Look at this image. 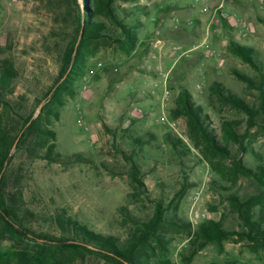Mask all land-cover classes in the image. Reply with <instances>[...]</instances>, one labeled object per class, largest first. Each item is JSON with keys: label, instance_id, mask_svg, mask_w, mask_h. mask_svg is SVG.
<instances>
[{"label": "rangeland", "instance_id": "374dc122", "mask_svg": "<svg viewBox=\"0 0 264 264\" xmlns=\"http://www.w3.org/2000/svg\"><path fill=\"white\" fill-rule=\"evenodd\" d=\"M116 6L127 22L143 24L135 49L126 52L109 42L85 48L67 91L41 114L73 39V24L49 0H0V77L6 60L15 70L0 99V123L10 137L18 136L6 197L38 235L67 236L58 218L71 217L120 242L161 203L170 256L185 264L182 254L187 256L200 223L222 220L225 229L241 231L228 198L260 192L255 180L235 175L232 160L242 158L254 168L257 156L264 157V113L250 129L248 116L221 102L214 85L257 107L258 91L237 74L253 80L258 75L231 53L229 43L251 47L264 62V0H118ZM165 89L171 91L168 99ZM184 90L210 117L229 159L212 157L201 140H192L187 118L174 117ZM40 114L41 123L22 138L24 122ZM164 116L176 129L156 124ZM229 121L246 135L247 153L226 139L223 125ZM52 143L61 156L53 161L46 157ZM132 161L144 187L132 188ZM14 245L0 234L1 249ZM55 263L108 264L60 251ZM232 263L264 264V249L253 251L246 242L227 241L222 249L210 244L190 264Z\"/></svg>", "mask_w": 264, "mask_h": 264}, {"label": "trees", "instance_id": "16d2710c", "mask_svg": "<svg viewBox=\"0 0 264 264\" xmlns=\"http://www.w3.org/2000/svg\"><path fill=\"white\" fill-rule=\"evenodd\" d=\"M49 1L54 3L56 13H60L58 14L60 17L64 18L63 9L70 17L74 36L65 51L57 81L46 95L48 101L41 114L61 92L67 91V86L71 84L73 75L76 74L75 69H81L80 57L85 48L89 49L101 42H109L123 51L131 52L137 45V29L143 25L131 24L126 21V16L121 17L116 6L118 0ZM229 49L257 73L258 80L239 73L237 75L249 87L258 91V105L256 108L250 107L242 98L227 92L218 83L214 85V91L221 102L246 114L248 127L252 129L256 126L257 117L264 113V62L255 56V50L235 40L230 41ZM1 68L0 99L7 92L9 82L15 76L13 64L9 60L4 61ZM68 93L73 94L72 90ZM178 103L180 108L174 110V117L187 118L192 140L196 142L201 140L212 157L229 159L232 156L229 148L220 142L216 130L211 126L210 117L204 113L203 107L196 105L187 90L182 92ZM41 114L36 120L29 117L24 122L22 138L41 123L43 120ZM237 128V122H226L223 125L224 135L227 140L236 143L239 150L245 154L248 152L244 144L246 135L241 136ZM42 132L52 135V138L55 137L47 130ZM17 137H10L0 123V234L9 235L15 242V245L9 249L0 248V264H56L55 257L58 251L81 256L91 255L108 264H177L170 256L171 244L164 232L166 209L161 203L156 206L152 218L138 223L125 242H120L113 235L98 233L71 217L58 218L67 236L38 235L28 229L5 193L9 165L12 160L11 152ZM22 141L23 139L20 143ZM137 143L143 142L138 140ZM46 157L52 161L61 157L56 153L55 143L48 146ZM232 161L235 175L255 180L260 187V192L249 198H241L237 195H231L228 198L232 213L241 223V231L225 229L222 220H206L199 224L193 234L190 231L192 240L187 256L182 254L185 264H190L194 257L210 244L222 249L227 241L246 242L253 251L264 249V157L257 156L258 165L254 168L245 165L242 158H235ZM131 178L132 188L144 187L140 170L133 161ZM130 196H133V193Z\"/></svg>", "mask_w": 264, "mask_h": 264}, {"label": "built area", "instance_id": "2783aa9c", "mask_svg": "<svg viewBox=\"0 0 264 264\" xmlns=\"http://www.w3.org/2000/svg\"><path fill=\"white\" fill-rule=\"evenodd\" d=\"M205 11H208V9H205ZM103 67V64L100 63L98 64L97 66V69H101ZM91 74L94 75L95 74V70H92L91 71ZM164 78L167 80V76H164ZM164 96H165V99H168L170 96H171V91L168 90V89H165L164 91ZM156 124L157 125H168L169 127H171L172 129H176L177 127V123L172 121V120H169L167 117H162L160 118L159 120L156 121Z\"/></svg>", "mask_w": 264, "mask_h": 264}, {"label": "crops", "instance_id": "0c3cea01", "mask_svg": "<svg viewBox=\"0 0 264 264\" xmlns=\"http://www.w3.org/2000/svg\"><path fill=\"white\" fill-rule=\"evenodd\" d=\"M185 15H186V16H189V12H188L187 14L182 15V16H185Z\"/></svg>", "mask_w": 264, "mask_h": 264}]
</instances>
